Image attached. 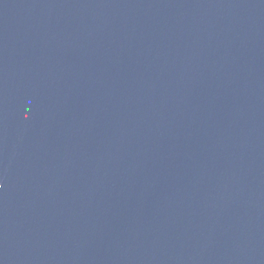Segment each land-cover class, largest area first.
<instances>
[{"label": "water", "instance_id": "obj_1", "mask_svg": "<svg viewBox=\"0 0 264 264\" xmlns=\"http://www.w3.org/2000/svg\"><path fill=\"white\" fill-rule=\"evenodd\" d=\"M0 264H264V0H0Z\"/></svg>", "mask_w": 264, "mask_h": 264}]
</instances>
